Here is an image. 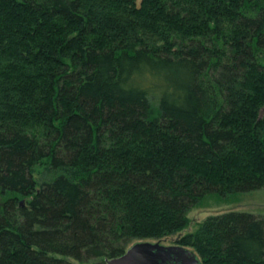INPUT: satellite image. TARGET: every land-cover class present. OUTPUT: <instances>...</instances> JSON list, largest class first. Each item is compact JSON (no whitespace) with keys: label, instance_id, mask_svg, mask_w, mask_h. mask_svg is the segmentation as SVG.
Masks as SVG:
<instances>
[{"label":"trees","instance_id":"16d2710c","mask_svg":"<svg viewBox=\"0 0 264 264\" xmlns=\"http://www.w3.org/2000/svg\"><path fill=\"white\" fill-rule=\"evenodd\" d=\"M264 0H0V264L134 243L264 264Z\"/></svg>","mask_w":264,"mask_h":264},{"label":"rangeland","instance_id":"374dc122","mask_svg":"<svg viewBox=\"0 0 264 264\" xmlns=\"http://www.w3.org/2000/svg\"><path fill=\"white\" fill-rule=\"evenodd\" d=\"M228 211H239L250 213L255 216H264V188L248 193L238 194L225 200H208L205 204L191 209L188 213V228L179 236L194 231L197 225L207 216L222 214ZM177 239L178 236H171L161 240L159 243L163 245H172Z\"/></svg>","mask_w":264,"mask_h":264},{"label":"water","instance_id":"95a60500","mask_svg":"<svg viewBox=\"0 0 264 264\" xmlns=\"http://www.w3.org/2000/svg\"><path fill=\"white\" fill-rule=\"evenodd\" d=\"M106 264H201V261L184 246L141 241L132 244L120 257L107 260Z\"/></svg>","mask_w":264,"mask_h":264}]
</instances>
